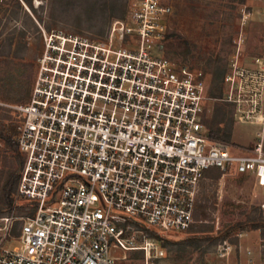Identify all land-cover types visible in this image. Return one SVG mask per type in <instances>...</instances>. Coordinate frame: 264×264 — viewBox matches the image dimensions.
Masks as SVG:
<instances>
[{"label":"built area","instance_id":"obj_1","mask_svg":"<svg viewBox=\"0 0 264 264\" xmlns=\"http://www.w3.org/2000/svg\"><path fill=\"white\" fill-rule=\"evenodd\" d=\"M170 13L163 0H126L104 35L43 32L29 100H0L22 157L0 264H129L136 251L148 263L165 246L147 230L167 237L194 222L205 169L264 189V116L251 146L211 137L204 121L206 101L239 110L250 89L256 112L264 74L249 80L235 63L229 93L210 97L201 71L164 52Z\"/></svg>","mask_w":264,"mask_h":264},{"label":"rangeland","instance_id":"obj_2","mask_svg":"<svg viewBox=\"0 0 264 264\" xmlns=\"http://www.w3.org/2000/svg\"><path fill=\"white\" fill-rule=\"evenodd\" d=\"M4 2L0 5V58L1 54L8 52L16 54L17 58L10 75L0 73V100L10 103H21L20 100L30 96L38 59L44 49V31L104 35L110 22L122 18L126 8L124 0L122 15L110 17L109 14L91 10L90 2L81 3L78 0H32V8L22 2V7L15 5L12 0ZM163 2L171 7L167 34L174 32L178 39L187 43L186 49L181 45L177 52H164L172 59L186 62L201 71L210 97L220 98L229 93V83L224 78L232 73L235 63L248 70L251 75L249 80L255 72L264 74V0H245L244 3L241 0ZM102 29L103 32L99 33ZM21 31L24 32L23 38L20 36ZM8 36H13L16 42L10 50L5 45ZM251 84L249 82V88ZM238 93L234 89L233 96L239 97ZM252 93L251 89L240 93L242 101L239 110L234 104L229 106L234 118L231 143L251 146L258 141L256 134L262 129L264 116V90L263 100H260L259 107L253 113L249 110L255 108L248 100L253 98ZM214 102H205L204 121L211 116ZM0 113H8L14 118L4 107H0ZM0 142L1 149L4 144L1 139ZM13 168H16L15 162ZM201 197L207 199L208 206H215L212 220H209V224L213 225V234L226 231L237 222L245 220L248 214L258 216L260 211L257 207L264 217V189L247 175L220 174L216 179L203 176L198 199ZM187 235L188 231L168 234L165 238L179 240ZM233 236L237 237L236 244L229 239ZM258 236H261L259 230L250 231L245 226L231 231L224 239L230 245L227 250L218 248L224 240L212 245L201 242L196 248L175 243L165 246L163 257L149 260L148 263L141 251L128 252L126 261L129 264H228L232 254H236L239 259L238 250L241 245H257Z\"/></svg>","mask_w":264,"mask_h":264},{"label":"trees","instance_id":"obj_3","mask_svg":"<svg viewBox=\"0 0 264 264\" xmlns=\"http://www.w3.org/2000/svg\"><path fill=\"white\" fill-rule=\"evenodd\" d=\"M15 5L22 7L21 2L32 8V0H12ZM79 2H90L89 6L91 10L100 11L103 14H109L111 16H120L124 9V0H78ZM244 3L245 0H241ZM4 0H0V5L4 4ZM110 10L108 13L107 11ZM105 16V15H104ZM49 29V28H48ZM21 38L24 37V32L21 31ZM103 29L99 32L102 33ZM179 38V37H178ZM177 38V35L172 32L166 35L164 41V50L177 52L181 45L186 49L187 43ZM13 36H8L5 45L8 50L15 44ZM19 45V43H17ZM15 52V51H14ZM0 58V73L10 75L14 71L16 54L8 52L7 54H1ZM221 95V93L219 94ZM220 98L222 96H219ZM29 100L27 98L20 100L21 103H26ZM231 103L216 100L213 105L212 113L205 121L209 135L215 139L221 141L230 142L232 139V130L234 125V118L232 115V109L229 107ZM16 129L13 118L8 113H0V139L3 141V148L0 149V215L7 212L13 201V194L16 190L18 183V171L22 163V157L18 150L17 142L15 139ZM16 163V168H13V163ZM221 174L218 168L210 167L204 170L203 176H210L217 178ZM206 198H199L196 202L193 212L194 223L191 224L187 230L188 235L183 239L172 240L158 235L152 230H147L150 236L158 237L161 239L162 244L167 246L169 244H181L183 247H198L201 242H209V244H217L218 242L226 239L231 231L235 229H243L245 226L248 230H259L260 235L264 237V217L261 215L260 208H256L260 211L258 216L248 214L245 220L237 222L231 228L220 234H213V225L209 224V220H212V213L215 210V206H208ZM233 244L237 243V237L233 236L229 238Z\"/></svg>","mask_w":264,"mask_h":264},{"label":"crops","instance_id":"obj_4","mask_svg":"<svg viewBox=\"0 0 264 264\" xmlns=\"http://www.w3.org/2000/svg\"><path fill=\"white\" fill-rule=\"evenodd\" d=\"M259 243L241 245L239 259L232 254L228 259V264H264V237L258 236Z\"/></svg>","mask_w":264,"mask_h":264}]
</instances>
